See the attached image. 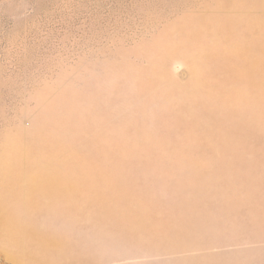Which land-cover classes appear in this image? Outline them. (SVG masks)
<instances>
[{
  "label": "rangeland",
  "instance_id": "obj_1",
  "mask_svg": "<svg viewBox=\"0 0 264 264\" xmlns=\"http://www.w3.org/2000/svg\"><path fill=\"white\" fill-rule=\"evenodd\" d=\"M0 264H264V0H0Z\"/></svg>",
  "mask_w": 264,
  "mask_h": 264
}]
</instances>
